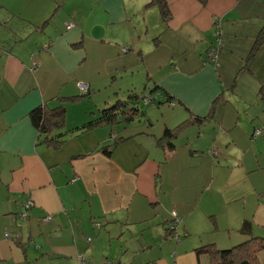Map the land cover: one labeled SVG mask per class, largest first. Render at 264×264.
<instances>
[{"label":"crops","instance_id":"obj_1","mask_svg":"<svg viewBox=\"0 0 264 264\" xmlns=\"http://www.w3.org/2000/svg\"><path fill=\"white\" fill-rule=\"evenodd\" d=\"M166 3L0 0V264H211L199 246L264 239V0Z\"/></svg>","mask_w":264,"mask_h":264},{"label":"trees","instance_id":"obj_2","mask_svg":"<svg viewBox=\"0 0 264 264\" xmlns=\"http://www.w3.org/2000/svg\"><path fill=\"white\" fill-rule=\"evenodd\" d=\"M151 2H158L161 8L162 14L166 17L169 14V9L166 3V0H151ZM264 33V28L260 31L256 43L262 40V35ZM149 92H156V89H153ZM83 93H86L83 91ZM143 94L136 95L130 94L129 98H132V102L129 100H118L116 104L112 106L101 109L100 115L86 123L82 127L87 128L98 123L102 122H112L117 120L119 117L124 121H130L139 113L141 110V98ZM79 96H70L68 98L76 99ZM55 115L57 116V123L62 124L65 117V106L63 104L57 105L53 108ZM34 114L37 116L35 119L37 124L42 130L46 128L47 120L49 117V109L39 107L34 111ZM202 117L197 116L193 119H187L177 125L175 128H167L164 132L163 138L171 139L174 137L184 126L189 125L192 122H200ZM248 225H243L242 230H247ZM264 250V239H258L253 237L244 242L238 243L229 248H220L217 247L215 243H206L197 248L198 254L207 253L210 256L211 264H264L259 257V252Z\"/></svg>","mask_w":264,"mask_h":264},{"label":"built area","instance_id":"obj_3","mask_svg":"<svg viewBox=\"0 0 264 264\" xmlns=\"http://www.w3.org/2000/svg\"><path fill=\"white\" fill-rule=\"evenodd\" d=\"M73 25H74V23H67L68 28L72 27ZM221 44H222V40L220 37V31H216L214 41L212 42V44L210 45V47L208 48L207 53H206L208 60H216L217 55H218L219 50H220V47H221ZM78 84H79L82 91L85 92L88 89V84L86 82L79 81ZM158 98H159L158 92L152 93V92L147 91L146 93L143 94V96L141 98V102L143 104H149V103L155 102ZM254 134L255 135L264 134V130H261L259 127H257L254 129ZM210 152H212V151H210ZM30 204H33V202L31 201ZM21 215H22V217H26L27 213L24 212ZM49 218H50V215H46L44 217V220L49 219ZM174 226H176V225H174ZM11 234H12L11 232L6 233V235L8 237L11 236ZM77 264H95V263L92 260L88 259L84 254H79Z\"/></svg>","mask_w":264,"mask_h":264},{"label":"rangeland","instance_id":"obj_4","mask_svg":"<svg viewBox=\"0 0 264 264\" xmlns=\"http://www.w3.org/2000/svg\"><path fill=\"white\" fill-rule=\"evenodd\" d=\"M96 264V263H95Z\"/></svg>","mask_w":264,"mask_h":264}]
</instances>
